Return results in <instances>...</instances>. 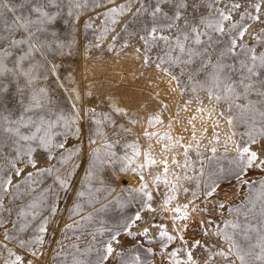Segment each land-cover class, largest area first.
Here are the masks:
<instances>
[{"label": "snow or ice", "instance_id": "snow-or-ice-1", "mask_svg": "<svg viewBox=\"0 0 264 264\" xmlns=\"http://www.w3.org/2000/svg\"><path fill=\"white\" fill-rule=\"evenodd\" d=\"M107 3L114 6L104 13L106 22L110 20L113 26L119 25L124 33L123 37L119 33L112 37L113 41L120 39L118 55L131 48L135 60L141 61L144 67L154 66L169 84L175 82L180 85L182 78L187 82L189 87H182L180 94L190 90L194 99L186 100L179 109L193 111L190 106L197 104L194 114L187 120L191 125L190 135L195 142L197 156H203L199 151L200 141L206 137L209 127L213 129L208 137L212 158H216L220 147L225 153L231 147L234 156L232 168H217L209 173L207 181L202 180L205 176L203 160L198 176L189 175V171H196L190 156L193 143L186 142L183 136L172 135L173 124L178 121H170L167 125L169 131L162 136L148 130L163 124L162 113H154L146 120L148 127L142 133L148 142L146 146H142L138 138L132 143L125 141L124 154L119 155L115 149L121 141H109L108 133L99 127L102 121L93 119L96 109L89 108V123L97 127L89 128L88 142L94 145L97 141L92 137L102 136L106 141V151L101 156L99 147L92 149L86 179L97 168L103 171L112 167L118 177H128L137 185L123 189L128 196L122 192L115 198V203L123 210L135 201L137 209L132 215L121 216L111 226L97 230L101 236L107 234V239L98 242L100 247L96 246L95 235L93 243L83 251L79 245H73L83 257L74 255L73 264H108L109 260L113 264H152L151 260L142 259L137 248V245L143 248L145 241L149 246L144 248V252L153 258L157 250L152 245L159 244L162 264H220L221 260L223 264H264V178L259 181L246 178L257 170L264 176V0H125L120 4L116 0H107ZM26 4L31 5L28 14L15 15L11 23L5 25L7 34H0V102L6 101L14 92L19 106L13 115L6 103L0 104L4 109L0 111V161L7 165L5 168L0 164V190L5 195L12 188L19 190L20 183L32 185L42 182L46 176H53L59 187L67 190L70 180L60 176L57 163L65 165L72 158V152L65 146L67 133L72 132L74 126L73 134L78 140L82 138L80 108L73 103L71 113L53 111V98L48 89L37 84L41 76L47 79L48 74L57 72L58 66L49 56L67 46L59 34L51 30L62 15L60 0H23L19 5L0 0V16L4 14L3 9L15 13L17 8H24ZM86 4L87 0L83 3L81 0H67V16L78 21V10ZM102 6L97 4V7ZM86 27L91 28L92 24L87 23ZM104 31L115 33L116 28L106 27ZM16 33L22 35L17 38ZM96 46L99 47L98 44ZM114 48V43L109 45L110 51ZM176 90L172 89L173 92ZM198 91L205 93V97H200ZM252 96L256 99H251ZM80 98L77 92L74 99ZM112 107L121 116L127 115L125 108L115 104ZM168 107L163 104V109ZM106 119L113 126L114 135L133 132L131 127L117 126L110 115ZM197 120L202 124L199 135ZM221 121L230 129L223 139L221 132L215 131L221 128ZM130 123L134 125L139 121L131 120ZM238 125L246 127V131L240 133L239 141L235 139ZM60 127H63V133L58 131ZM58 136H64V139L58 140ZM61 150L67 151L68 155L65 156ZM177 152L182 155V161L177 159ZM38 154L44 155L43 166ZM28 168L32 170L25 171ZM14 177H23V180L14 183ZM233 180L237 187H248L247 202L229 208L232 218L225 219L222 228L214 225V232L202 229L204 236L221 239L223 246L195 238L190 243L185 233L194 214L211 216L219 211L223 215L226 205L215 198L222 190V182L231 184ZM188 181H194L193 189L184 186L183 182ZM256 183L259 184L255 189L258 195L253 197V185ZM161 184L167 192L163 194L162 202L153 207V191H159ZM47 191L50 192L51 188ZM113 192L114 188L108 194ZM181 193L187 198V203L177 202ZM78 195L83 197L85 192L82 190ZM29 207H35V204ZM80 207L75 204L73 211L79 214ZM108 207L102 203L96 211L107 212ZM2 208L3 198L0 197ZM55 212L53 207L51 214ZM157 217L160 223L156 222ZM84 219L91 221L93 216L89 214ZM163 220L170 221L171 230ZM47 223L45 220L39 227L40 233H47ZM200 223L214 224V221L202 219ZM71 227L67 225V228ZM0 228H4L0 247L6 249L9 256L5 264H34V260L27 259V256L38 258L43 255L37 247L44 245L43 235L27 239L10 235L3 222H0ZM19 230L25 231L26 226ZM5 241H15L16 248L21 251L18 253L9 248ZM130 241H135L131 247ZM175 241L182 244L169 251V246ZM196 248L207 252L202 262L193 254ZM93 253L95 260L89 259Z\"/></svg>", "mask_w": 264, "mask_h": 264}, {"label": "rangeland", "instance_id": "rangeland-1", "mask_svg": "<svg viewBox=\"0 0 264 264\" xmlns=\"http://www.w3.org/2000/svg\"><path fill=\"white\" fill-rule=\"evenodd\" d=\"M10 5H19L23 3V0H6ZM83 3V0H81ZM62 15L58 18L55 25L51 30L56 31L59 34L61 40L67 45L62 51L55 52L49 56L50 60L58 66L55 74H48L47 79L41 76L37 82L39 87L47 88L49 94L53 98V111H59L63 113H71V105L75 103L81 110V116L83 119L80 121V127L82 128V138L77 139L73 134L75 126L72 132L67 133L66 150L72 152V158L67 164L61 165L57 163V167L60 168V176L62 178H68L70 180V186L67 190L59 187L54 181L53 176H46L42 178V182H37L32 185L20 183V189L12 188L8 194H4L0 190V197L3 198L4 208L0 209V222H3L9 231L10 235H17L23 238L32 239L38 235H43L45 239L44 245L37 246L39 251L43 255L38 258L27 256V259L34 260V264H73V256L80 257V254L76 252L73 245H79L81 251L89 247L93 243L92 237L96 236V246L100 247L99 241L107 239V234L101 236L98 229L111 226L121 216L132 215L136 209L137 204L132 201L129 207L121 210L119 205L115 203V198L123 192V189L130 186H137L136 182L128 177H118L113 171L112 167H106L103 171L98 168L93 170L94 174L86 179L87 172L90 168V154L93 148L99 147L101 156L104 155L106 149L104 148L105 139L102 136H93L92 138L97 141L96 144H90L88 142L89 128L95 129V124L89 123L88 112L89 108L96 109V115L93 119H100L102 124L99 126L102 131L108 133L109 141L119 139L121 141L115 151L119 155L124 154V142H135L138 138L139 143L142 146L147 145V140L143 137V129L147 128L146 120L154 113H162L163 124H157L154 127L148 128L149 131L158 132L161 136L164 132L169 131L167 125L170 121H178L174 123L171 129L173 136H183L186 142L193 143V149L190 151L191 161L195 172L189 171V175L198 176L199 169L201 168V160L204 161L203 168L205 170V176L203 181H207L209 173L215 172L217 168H223L228 170L232 168V158L234 152L229 151L225 153L224 148L220 147L216 154V158H212L210 146L208 145V137L212 135L213 129L209 127L206 137L200 141L199 151L203 153V156L198 157L195 149V142L192 141L190 132L191 125L187 123L188 118L194 114V110L197 107L196 103L190 106L193 111L184 112L180 111L179 106L190 98L194 99L191 91L180 94L182 87H189L187 82L181 80L180 85H176L175 82L169 84L167 78L163 76L155 67H144L141 61L135 60L134 53L131 48L126 49L124 52L117 54L120 49V39L113 41V35L117 33L121 37L124 33L121 32L119 25L113 26L110 20H107L104 13L107 8L113 7L107 3V0H87L85 7L78 10L80 19L77 21L72 17L67 16L68 5L67 0H60ZM117 4L125 3V0H116ZM97 4L103 5L97 7ZM31 7L30 4H26L24 8H17L15 13L3 9V16H0V34H7L5 32V25L10 24L15 15H27L28 10ZM55 11V9H51ZM87 23H91L92 27H86ZM116 28V32L109 31L105 33V28ZM22 33H16V37L19 38ZM101 37H104L103 39ZM115 44L113 50H109L110 44ZM135 43V42H133ZM99 45L97 47L96 45ZM259 50V49H258ZM19 54V53H17ZM153 52V56H155ZM63 85V87H61ZM173 88L177 90L172 91ZM79 92L80 100H75L76 93ZM91 92L92 95H88ZM159 94V95H157ZM200 97H205V93L199 92ZM251 99L255 100L256 97L252 96ZM167 104L169 107L167 110L163 109V104ZM12 110L15 115L17 108L15 93L4 102ZM115 104L118 107H123L127 110V115L121 116L113 110L112 105ZM0 111H4L0 106ZM111 116L118 125H124L125 127H131L132 133L120 132L119 135L113 134V126L109 124L106 116ZM131 120L139 121L137 124H131ZM197 134L199 135V129L202 124L199 120L195 121ZM221 128L215 129V131L221 132V138L230 132V129L221 121ZM185 128L188 131H185ZM119 131V129L117 128ZM63 133V127L58 129ZM237 135L235 139L240 140V133L246 131L244 125H238L235 129ZM58 140H63L64 136H58ZM79 148V151L77 149ZM159 148V145H157ZM64 152L65 156L68 152ZM131 152V149H128ZM41 160V166H43L44 155L38 154ZM177 159L183 160L182 155L179 152L175 153ZM55 163V162H54ZM5 168L7 165L0 161ZM28 168L25 171H31ZM177 171H181L177 169ZM69 172L72 173L69 176ZM247 179L252 181H259L264 178L259 170L249 173ZM151 177H149V180ZM23 177H14V183L21 182ZM103 180V184L101 183ZM185 187L193 189L195 187L194 181L183 182ZM259 187L256 183L253 185L252 195L255 197L258 193L255 191ZM35 189L34 191L32 189ZM51 188V191H47ZM105 189V191L97 192L96 189ZM115 189L111 195L108 194L110 189ZM203 189V182L201 184ZM221 189L218 191V196L215 199L222 200L226 207L222 210L223 215L219 211L209 216L207 213L195 215L189 222V227L185 233V238L191 243L195 239H200L202 242H208L211 240L213 243H219L223 246V241L214 236H204L202 229L207 228L209 232H214V225L223 227V221L225 219H231L229 208H235L242 203L247 202L249 195V189L247 186L241 188L236 186V181L233 180L231 184L222 182ZM84 191L85 195L80 197L78 193ZM167 192V188L161 184L159 191H153L155 200L153 201V207L157 206V202H162L163 194ZM125 197L128 196L127 192H123ZM135 195V194H133ZM106 197V198H105ZM179 203H187V198L181 193ZM109 205L107 212H97L96 210L101 207V204ZM199 204L200 201L198 200ZM35 204V207H29V205ZM79 204V214L73 211L74 205ZM202 207L204 205H201ZM55 207V214H51V209ZM91 214L93 219L91 221L84 219V217ZM145 216L148 214L145 213ZM204 219H211L214 224L202 225L200 221ZM47 220V233H40L39 227ZM157 223L161 220L159 217L156 219ZM163 223L169 225L171 230L172 225L170 221L163 220ZM67 225H72L71 228H67ZM26 226V230L21 232L19 229ZM4 228H0V241H3ZM255 236V233H253ZM127 239V238H125ZM142 239V238H140ZM8 243V247L17 251H21L16 248L15 241H5ZM255 241L253 240V243ZM135 244V241L129 242V247ZM182 244L181 241H175L169 246V251H172ZM149 244L145 241L143 248L137 245L142 259L147 258L152 261V264H162V257L159 254V244L152 245L157 250V255L153 258L148 256L144 252V248H147ZM119 250V249H118ZM258 251V249H257ZM23 254V253H21ZM194 256L203 261L207 257V252L202 249H193ZM183 252H181V258H183ZM83 258V257H80ZM9 259L8 252L3 247H0V264H5V261ZM89 259L95 260V253H93ZM108 264H113L112 260L108 261ZM223 264V261H220ZM238 264V262H237Z\"/></svg>", "mask_w": 264, "mask_h": 264}]
</instances>
